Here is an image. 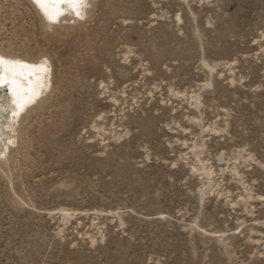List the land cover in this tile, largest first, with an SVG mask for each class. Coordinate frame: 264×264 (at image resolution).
Listing matches in <instances>:
<instances>
[{"label": "rangeland", "instance_id": "rangeland-1", "mask_svg": "<svg viewBox=\"0 0 264 264\" xmlns=\"http://www.w3.org/2000/svg\"><path fill=\"white\" fill-rule=\"evenodd\" d=\"M90 11L0 0L1 48L54 72L0 166V264H264V0Z\"/></svg>", "mask_w": 264, "mask_h": 264}, {"label": "bare ground", "instance_id": "bare-ground-1", "mask_svg": "<svg viewBox=\"0 0 264 264\" xmlns=\"http://www.w3.org/2000/svg\"><path fill=\"white\" fill-rule=\"evenodd\" d=\"M22 1L41 19L45 30H54L63 21L78 23L84 20L93 3V0H49L41 6L36 0ZM20 52L22 49L15 53L0 46V166H8L11 154L21 150L24 123L32 112L43 107L54 87V72L48 55L31 58ZM17 145L19 148L15 149ZM69 214L61 209L63 223ZM120 224H123L121 220Z\"/></svg>", "mask_w": 264, "mask_h": 264}, {"label": "snow or ice", "instance_id": "snow-or-ice-1", "mask_svg": "<svg viewBox=\"0 0 264 264\" xmlns=\"http://www.w3.org/2000/svg\"><path fill=\"white\" fill-rule=\"evenodd\" d=\"M36 3L43 6L49 3V0H36ZM79 15V13H77ZM0 61H2V58H0Z\"/></svg>", "mask_w": 264, "mask_h": 264}]
</instances>
